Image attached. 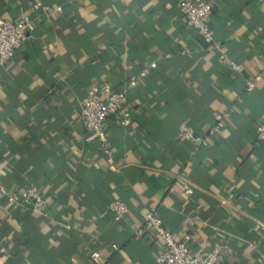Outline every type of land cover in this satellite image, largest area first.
Instances as JSON below:
<instances>
[{
	"label": "crops",
	"instance_id": "crops-1",
	"mask_svg": "<svg viewBox=\"0 0 264 264\" xmlns=\"http://www.w3.org/2000/svg\"><path fill=\"white\" fill-rule=\"evenodd\" d=\"M208 1L212 38L239 72L185 22L180 0H39L48 11L0 66V187L35 185L47 214L0 196V264H93V250L102 264H155L161 241L142 224L150 207L174 239L189 235L192 254L216 246L218 264H264V140H254L264 0ZM22 13L34 15L30 0H0L1 18ZM103 82L124 93L102 125L110 158L77 119ZM217 112L224 124L208 134ZM180 122L198 142L179 137ZM113 199L126 206L121 222Z\"/></svg>",
	"mask_w": 264,
	"mask_h": 264
},
{
	"label": "built area",
	"instance_id": "built-area-1",
	"mask_svg": "<svg viewBox=\"0 0 264 264\" xmlns=\"http://www.w3.org/2000/svg\"><path fill=\"white\" fill-rule=\"evenodd\" d=\"M30 9L34 15L22 13L17 18L11 20L0 17V66H4L11 58L14 51L26 38V34L32 29L35 15L47 12L49 7L39 2L30 0ZM178 9L185 22L189 24L198 34L200 39L213 48L217 58L223 61L233 71L239 72L241 66L226 56L225 46L212 38L207 25L210 13V3L208 0H180ZM153 66V64H150ZM261 73L264 75V60L261 61ZM139 76H144L140 71ZM131 78L129 84H133ZM253 87V79L244 81V90L249 91ZM124 101V93L121 90H114L111 86L103 82L100 85L91 86L86 90L84 96L78 102L77 119L86 132V140L95 141L102 149L103 154L110 158L111 148L105 132L103 130L104 120L119 111ZM226 114L215 113L214 122L208 129V134H216L224 124ZM126 122L125 115L120 124ZM177 133L181 139L198 142L193 129L188 124L180 122L176 126ZM255 142L264 140V120L254 126ZM182 193L189 195L191 188L182 186ZM0 196L8 203L16 204L28 209L38 216H46V203L40 188L33 184L22 187L18 192L8 191L0 187ZM108 211L115 222H121L126 213L125 204L118 200H110L107 204ZM143 226L147 227L161 241V247L154 257L155 264H218L219 248L210 247L199 253L192 254L189 251V235L183 234L178 239L172 237L171 232L161 225L154 207L146 210L143 216ZM142 230H136V235H141ZM89 260L93 264H102L103 258L99 251L93 250L88 254Z\"/></svg>",
	"mask_w": 264,
	"mask_h": 264
}]
</instances>
